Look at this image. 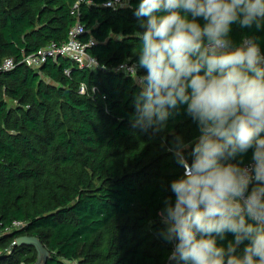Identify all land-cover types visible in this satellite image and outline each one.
Instances as JSON below:
<instances>
[{"label": "trees", "instance_id": "1", "mask_svg": "<svg viewBox=\"0 0 264 264\" xmlns=\"http://www.w3.org/2000/svg\"><path fill=\"white\" fill-rule=\"evenodd\" d=\"M108 1L0 0V220L26 223L0 236V264H36L33 245L15 242L25 236L46 247L44 264H178L169 259L174 243L161 235L159 212L175 202L170 185L184 175L169 149L181 137L190 143L184 154L191 162L198 123L180 105L161 131L133 127L140 88L114 69L139 59L136 33L144 29L134 12L141 0L116 10ZM77 24L86 30L81 41L93 42L87 52L98 59L97 71L62 55L39 68L22 62L66 43ZM245 37L264 54V27L234 23L233 46ZM8 58L15 65L6 70ZM253 151L229 162L244 167ZM233 240L228 232L217 244Z\"/></svg>", "mask_w": 264, "mask_h": 264}, {"label": "clouds", "instance_id": "2", "mask_svg": "<svg viewBox=\"0 0 264 264\" xmlns=\"http://www.w3.org/2000/svg\"><path fill=\"white\" fill-rule=\"evenodd\" d=\"M110 3L113 10L129 6L128 0ZM134 15L144 29L136 33L139 59L114 69L140 88L133 127L161 131L171 111L186 105L200 132L191 162L184 154L190 143L181 137L169 149L184 168L170 185L175 202L159 212L166 225L161 235L174 243L169 259L264 264V54L255 38L235 47L229 38L234 23L264 27V0H141ZM249 149L252 165L229 162ZM228 232L234 240L218 245Z\"/></svg>", "mask_w": 264, "mask_h": 264}, {"label": "built area", "instance_id": "3", "mask_svg": "<svg viewBox=\"0 0 264 264\" xmlns=\"http://www.w3.org/2000/svg\"><path fill=\"white\" fill-rule=\"evenodd\" d=\"M107 7H111L110 1L104 4ZM85 28L81 24H77L72 27L69 31L68 41L62 45H57L55 43L50 44L47 47L40 48L36 53L27 55L23 58L22 62L26 63L32 68L41 67L49 58H55L56 56L62 55L80 67L89 68L91 70L97 71L101 68L98 59L91 56L87 49L93 44L92 41L83 42L81 41L82 35L85 33ZM129 66L131 63L125 62ZM14 60L11 58L5 59L2 65L3 69L9 70L14 67ZM124 72L123 70H121ZM68 73V72H66ZM125 73V72H124ZM253 162L248 163L244 167L252 165ZM184 169V168H183ZM184 172V170H183ZM256 183L253 181L251 184ZM25 222L15 220L11 224L4 226L0 220V236L15 233L21 230L25 226Z\"/></svg>", "mask_w": 264, "mask_h": 264}, {"label": "rangeland", "instance_id": "4", "mask_svg": "<svg viewBox=\"0 0 264 264\" xmlns=\"http://www.w3.org/2000/svg\"><path fill=\"white\" fill-rule=\"evenodd\" d=\"M15 242L19 245H21V244L33 245V247L36 249V252H37L36 264H44V261H45L46 257H48L49 253H48L46 247L39 240H37L36 238H33V237L25 236V237H22L20 239H17Z\"/></svg>", "mask_w": 264, "mask_h": 264}]
</instances>
